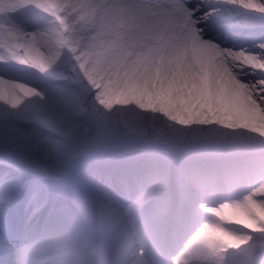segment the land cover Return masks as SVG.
Wrapping results in <instances>:
<instances>
[{
	"label": "rangeland",
	"instance_id": "rangeland-1",
	"mask_svg": "<svg viewBox=\"0 0 264 264\" xmlns=\"http://www.w3.org/2000/svg\"><path fill=\"white\" fill-rule=\"evenodd\" d=\"M214 1H206V10L219 9V15L210 13L212 22L237 32L231 48L253 49L259 41L248 39L251 25H231L235 17L226 12L255 26L264 18ZM84 24L68 17L49 33L57 49L52 71L27 58L34 42L24 41L17 57L40 76L21 84L36 95L0 93V123L38 118L57 125L69 116L96 117L137 133L131 146L141 150L109 162L123 181L80 185V221L67 242V258L73 264H117L126 238L146 242L162 234L172 216L173 247H182L187 264H264V121L239 119L209 82L192 87L176 79L164 89L157 77L146 91L132 89V81L104 84L95 79V43L72 35ZM96 36L94 42L102 35ZM80 70L85 78L75 77ZM131 176L139 181L125 183Z\"/></svg>",
	"mask_w": 264,
	"mask_h": 264
},
{
	"label": "snow or ice",
	"instance_id": "snow-or-ice-1",
	"mask_svg": "<svg viewBox=\"0 0 264 264\" xmlns=\"http://www.w3.org/2000/svg\"><path fill=\"white\" fill-rule=\"evenodd\" d=\"M264 16V0H219ZM206 0H182V13L199 37L250 59L247 78L264 88V41L254 50L224 47L209 38ZM247 83V80L244 81ZM137 133L104 118L69 116L50 125L38 118L0 123V264H73L67 242L80 221V185L100 187L116 177L109 162L130 152Z\"/></svg>",
	"mask_w": 264,
	"mask_h": 264
},
{
	"label": "bare ground",
	"instance_id": "bare-ground-1",
	"mask_svg": "<svg viewBox=\"0 0 264 264\" xmlns=\"http://www.w3.org/2000/svg\"><path fill=\"white\" fill-rule=\"evenodd\" d=\"M44 2L48 10H54L58 15L66 10L69 13L79 14L91 27L93 23L96 25L94 35H97V39L98 35L102 36L95 42V36H92L91 43H95L94 47L100 51L99 54L96 53L97 58L93 68L96 72L95 79H101L104 84L114 85L116 82L132 81L136 83V85L130 86L132 89L146 91L147 88L154 86L156 81L164 89L174 85L176 79L183 80L184 83L192 87L209 82L217 89H221V96L224 95L222 101L224 107L228 106L229 110L234 108L237 112L235 116L239 119L249 122L250 120L258 121L259 124L264 121V88H257L251 80L245 79L249 77L252 69L249 57L243 53L231 52L232 54H229L221 48L200 40L199 35L191 26L181 32L175 29L174 25L168 27V23L153 25L146 22L147 26L145 21H134L133 16L128 21L120 20L121 12L116 6L110 5L109 0H45ZM36 4L46 9L43 4ZM84 8L88 13L83 12ZM231 8L235 7L231 6ZM226 14L235 17V20L231 22V25L235 27L244 23L251 25L248 39H254L257 42L264 41V36H261L264 33V24L255 26L253 21H246L244 15L238 17L236 13L230 15L226 12ZM251 14H255L257 19L264 18L254 12ZM132 22L133 24L129 25ZM56 29L54 22L47 20L32 35L35 37L34 43L26 54L27 58L39 62L44 68L51 71L57 67V60L55 61L57 49L56 45L52 44L54 38L49 33H54L53 31ZM138 31L140 32L138 33ZM136 33L141 39L149 42L140 41V38L135 36ZM130 39V44H127V40ZM156 41L160 42V48L154 47L153 44ZM187 42L193 45L192 50L187 49ZM14 45L16 43H11V46ZM251 50H254V47ZM191 60H195V62L191 63ZM6 75H9L8 71H6ZM76 76L85 78L81 70L76 73ZM157 77H159L158 80L153 81ZM244 79L247 80V83L244 82ZM6 90L9 91L10 96L16 91L35 94L18 83L0 80V93H5ZM137 181L138 178L133 177L125 183L134 184ZM133 241L135 239L126 238L114 257L117 264H150V260L138 252L139 249H145L155 263H158L166 255H170L162 254V251L157 249L150 250L142 241ZM183 253V251L175 250V258L166 261L165 264H187Z\"/></svg>",
	"mask_w": 264,
	"mask_h": 264
}]
</instances>
